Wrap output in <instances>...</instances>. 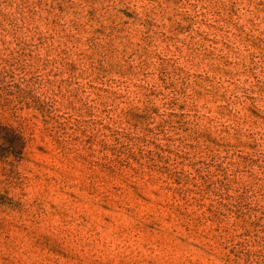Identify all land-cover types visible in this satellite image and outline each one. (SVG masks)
<instances>
[{
    "label": "rangeland",
    "instance_id": "374dc122",
    "mask_svg": "<svg viewBox=\"0 0 264 264\" xmlns=\"http://www.w3.org/2000/svg\"><path fill=\"white\" fill-rule=\"evenodd\" d=\"M0 264H264V0H0Z\"/></svg>",
    "mask_w": 264,
    "mask_h": 264
},
{
    "label": "trees",
    "instance_id": "16d2710c",
    "mask_svg": "<svg viewBox=\"0 0 264 264\" xmlns=\"http://www.w3.org/2000/svg\"><path fill=\"white\" fill-rule=\"evenodd\" d=\"M0 142L9 150L14 151L21 144L22 138L14 130L0 123Z\"/></svg>",
    "mask_w": 264,
    "mask_h": 264
}]
</instances>
